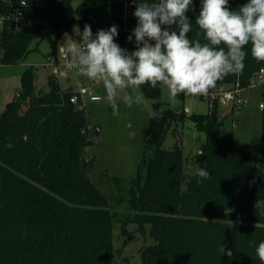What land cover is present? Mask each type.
I'll use <instances>...</instances> for the list:
<instances>
[{"label":"trees","instance_id":"obj_1","mask_svg":"<svg viewBox=\"0 0 264 264\" xmlns=\"http://www.w3.org/2000/svg\"><path fill=\"white\" fill-rule=\"evenodd\" d=\"M41 2L0 28V66L26 62L46 38L57 41L76 24L82 31L90 25L93 35L117 26L115 42L129 52L136 49L134 11L143 0ZM246 2L229 0L228 6L237 10ZM12 9V0H0V16ZM200 10L201 0H192L186 12L193 25L190 40L197 38ZM169 30L178 32V25ZM245 51L242 73L225 76L214 88L249 85L264 62L251 56L250 45ZM34 80L29 67L0 113V264H116L114 225L122 224L127 242L132 221L143 230L150 225L153 241L141 248L142 264H262L256 248L264 242V108L260 151L254 153L225 132L226 115L218 116L217 103L208 113H190L160 100L161 85H142L153 100L145 156L137 176L111 178L116 190L108 194L89 175L93 162L84 152L96 126L84 103L71 101L77 91L64 89L55 73L47 90H37ZM188 118L206 134L191 158L179 144L164 145ZM197 168L209 178L197 177Z\"/></svg>","mask_w":264,"mask_h":264},{"label":"clouds","instance_id":"obj_2","mask_svg":"<svg viewBox=\"0 0 264 264\" xmlns=\"http://www.w3.org/2000/svg\"><path fill=\"white\" fill-rule=\"evenodd\" d=\"M20 3L27 6V0ZM191 5L192 0L138 3L134 11L138 23L133 30L136 49L131 52L115 42L117 26L98 30L95 35L88 24L82 32L74 26L73 32L81 39L64 34L58 45L62 68L102 84L113 115H119L116 97L121 91H135L148 84L166 87L172 97L206 95L225 76L242 73L247 46L257 62H264V0H247L237 10L229 8V0H201L194 40L189 39L193 25L186 15ZM173 25H178V32L169 30ZM124 102L130 108L140 102V96L127 94ZM127 127L131 128V123ZM195 175L209 178L204 168H197ZM227 254L232 255L231 251ZM256 255L264 264V242L259 243Z\"/></svg>","mask_w":264,"mask_h":264},{"label":"rangeland","instance_id":"obj_3","mask_svg":"<svg viewBox=\"0 0 264 264\" xmlns=\"http://www.w3.org/2000/svg\"><path fill=\"white\" fill-rule=\"evenodd\" d=\"M81 1L74 0V3L77 4ZM75 26H79V24ZM79 28L82 32L80 26ZM67 34L72 35L74 39H81L73 31ZM64 39V35L57 41L55 36L46 38L37 50L29 54L24 64H3L0 66V113L5 109L3 107L5 100H10L17 94L21 86L22 73L29 67H33L35 72L34 81L37 90L48 89L47 81L52 73L56 74L64 89L78 91L81 86L91 88L94 93L101 96V99L92 101L86 94L84 105L87 107L92 126H98L102 131L98 137L95 135L92 137L93 140L87 146L84 157L93 162L89 173L91 180L109 194L116 190L115 183L111 179L113 176L131 178L139 174V166L145 156V146L151 134L150 117L153 100L147 98L140 89L121 91L116 97L119 115H113L102 84L94 83L77 71H71L65 77L61 76L59 72L54 71L53 65L49 64V56L58 57V52L55 54L53 50L54 48L58 50V45L63 43ZM226 86L233 88L237 84ZM242 88L244 89L241 94L248 98V102L243 106H233L215 101L218 104V116L226 115L225 132L232 137L236 145L258 153L262 136L263 108L260 105L264 104V83L255 87ZM127 94H132L134 98L139 95L140 102L133 103L129 108L124 102V96ZM160 100L173 108L189 109L190 113H208L210 108V102L199 95L179 94L172 97L164 86H161ZM129 123L132 125L131 128L127 127ZM175 128L174 133L171 130L166 136L164 145L173 148L179 144L184 155L191 158L199 152L206 139V134L198 130L189 118L180 122L178 128ZM91 129L93 134L94 127ZM125 194V192H121V195L127 198ZM125 205V201L122 202L120 210H124ZM127 229L130 238L125 242V237L121 233L122 224L117 222L114 225L113 244L116 249H119V253L116 255V264H142L141 248L144 244L153 241L149 232L150 225L146 224L143 230L139 223L132 221L128 223Z\"/></svg>","mask_w":264,"mask_h":264},{"label":"built area","instance_id":"obj_4","mask_svg":"<svg viewBox=\"0 0 264 264\" xmlns=\"http://www.w3.org/2000/svg\"><path fill=\"white\" fill-rule=\"evenodd\" d=\"M41 0H27V6H22L20 0H12L13 9L10 15H1L0 16V28L3 27L4 22L7 19H14L15 21H19L23 17L24 10L29 5H39L41 4ZM132 11L130 9L126 10V14H131ZM49 64L55 66L59 64H63V57H56L54 55L49 56ZM62 75H67L69 72L62 69L60 71ZM94 83H97L94 81ZM264 83V68H261L255 75H253L250 79L249 85L250 87H255ZM244 88L240 87L239 84L233 88H228L225 86H221L219 88L210 89L206 95H199L203 99L210 102V106H213L215 101L224 102L226 104H232L233 106H243L248 102V98L241 94ZM88 94L90 96V100L95 101L101 99L99 94L94 93L91 88L86 86H81L79 90L73 94L71 97V101L74 103H82L85 104L84 96ZM261 108H264V104L262 103Z\"/></svg>","mask_w":264,"mask_h":264},{"label":"crops","instance_id":"obj_5","mask_svg":"<svg viewBox=\"0 0 264 264\" xmlns=\"http://www.w3.org/2000/svg\"><path fill=\"white\" fill-rule=\"evenodd\" d=\"M58 56H59V55H58ZM23 64H24V63H23ZM52 67H53V69H54L55 72H59V73H60V71L63 69V68H62V64L55 65V66H52ZM60 74H61V73H60ZM67 75H68V74H67ZM67 75H62V74H61V76H64V77L67 76ZM17 93H18V92H17ZM16 95H17V94H16ZM16 95H15V96H16ZM15 96H14V97H15ZM14 97H13V98H14ZM13 98H11L10 100H5V102H4L5 104L3 105V107L5 108V106L7 105V103H8L9 101L13 100ZM101 131H102V130H101Z\"/></svg>","mask_w":264,"mask_h":264},{"label":"water","instance_id":"obj_6","mask_svg":"<svg viewBox=\"0 0 264 264\" xmlns=\"http://www.w3.org/2000/svg\"><path fill=\"white\" fill-rule=\"evenodd\" d=\"M186 110L189 111V109H186ZM101 130L102 129L100 127H98V126L95 127V137H98V135L100 134Z\"/></svg>","mask_w":264,"mask_h":264}]
</instances>
